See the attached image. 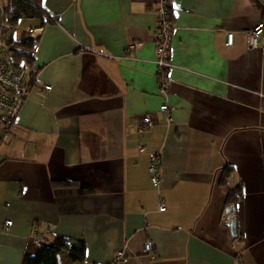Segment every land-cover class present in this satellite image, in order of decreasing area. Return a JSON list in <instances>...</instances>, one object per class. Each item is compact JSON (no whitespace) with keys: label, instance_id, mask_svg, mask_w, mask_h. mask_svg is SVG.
<instances>
[{"label":"crops","instance_id":"obj_1","mask_svg":"<svg viewBox=\"0 0 264 264\" xmlns=\"http://www.w3.org/2000/svg\"><path fill=\"white\" fill-rule=\"evenodd\" d=\"M156 1L41 0L55 22L19 21L14 38L37 30L38 51L30 92L0 129V264L38 251L33 226L47 244L82 242L83 264H112L118 250L120 264H264V34L253 49L243 34L262 20L264 0H171L169 127ZM145 114L153 126L140 129ZM150 153L160 157L157 188ZM238 187L233 238L223 217Z\"/></svg>","mask_w":264,"mask_h":264},{"label":"built area","instance_id":"obj_2","mask_svg":"<svg viewBox=\"0 0 264 264\" xmlns=\"http://www.w3.org/2000/svg\"><path fill=\"white\" fill-rule=\"evenodd\" d=\"M0 14L3 16L4 8L0 5ZM155 60L156 77L158 86V95L164 99V103L159 107V111L166 117V125L169 127L173 124V115L170 106L167 103L169 97L170 80L168 73L173 67L170 62V47L173 34V20L171 0H157L155 5ZM46 21L55 22V18L46 14ZM17 27L5 21H0V129L8 130L15 122L22 104L30 92V71L21 68H15L5 61L6 45L3 39L4 32L8 30H16ZM29 38L36 39L37 30L25 29ZM248 48H257L259 41L263 38L264 34V16L262 20L250 29L243 31ZM233 44V34L228 33L226 37L225 46L229 47ZM136 44H131L128 50H133ZM38 51V45L35 44L33 52ZM45 90H50V87H44ZM140 129H148L153 126V122L149 114H145L138 120ZM148 173L150 181L154 187H158L160 183V157L157 153L148 154ZM232 208V207H230ZM228 208V209H230ZM159 211L165 210L164 202L159 200ZM233 213V212H231ZM226 213L223 217V223L229 226L230 214ZM12 225L11 221L4 223L5 228ZM31 238L34 243L40 247L45 244V234L40 233L36 226L32 227ZM73 244L68 246V249ZM154 246L151 241H146L143 250L146 254H151ZM126 261V256L123 250L116 251L112 264H120Z\"/></svg>","mask_w":264,"mask_h":264},{"label":"trees","instance_id":"obj_3","mask_svg":"<svg viewBox=\"0 0 264 264\" xmlns=\"http://www.w3.org/2000/svg\"><path fill=\"white\" fill-rule=\"evenodd\" d=\"M3 8L4 14L3 16L0 14V21H5L17 27L16 30L4 32L3 39L7 48L5 61L15 68L29 70L31 81L34 73L29 68L32 60L30 51L33 50L34 43L29 36H26V32L18 40L14 38V35L19 30L18 23L20 20L45 17L48 13L42 8L41 0H7ZM232 173L233 169L231 167L226 166L223 168L219 184L226 185ZM241 198L242 191L238 187L228 193L226 206L235 208ZM70 244L73 245L68 249ZM60 258H64L70 263L83 264L85 258L84 244L82 242L72 243L64 238H56L52 243H45L40 246L35 254L25 255L21 264H60Z\"/></svg>","mask_w":264,"mask_h":264},{"label":"water","instance_id":"obj_4","mask_svg":"<svg viewBox=\"0 0 264 264\" xmlns=\"http://www.w3.org/2000/svg\"><path fill=\"white\" fill-rule=\"evenodd\" d=\"M234 212V208H230L226 210V213H231ZM229 229H230V233L232 235L233 238H236L237 236V231H236V223L234 220H232L229 224Z\"/></svg>","mask_w":264,"mask_h":264},{"label":"rangeland","instance_id":"obj_5","mask_svg":"<svg viewBox=\"0 0 264 264\" xmlns=\"http://www.w3.org/2000/svg\"><path fill=\"white\" fill-rule=\"evenodd\" d=\"M5 2H6L5 0H0V5L4 6ZM22 31H23V28L20 27V29L16 32V35L20 34Z\"/></svg>","mask_w":264,"mask_h":264}]
</instances>
